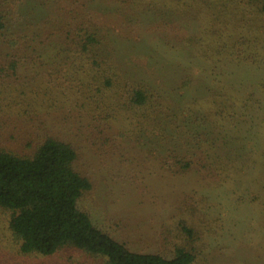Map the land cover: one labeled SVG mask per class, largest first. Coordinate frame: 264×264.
I'll return each mask as SVG.
<instances>
[{
	"label": "rangeland",
	"instance_id": "rangeland-1",
	"mask_svg": "<svg viewBox=\"0 0 264 264\" xmlns=\"http://www.w3.org/2000/svg\"><path fill=\"white\" fill-rule=\"evenodd\" d=\"M74 1L23 0L21 12L29 26L20 29L21 33L30 40L43 36L62 9L78 8L81 2L76 1H84L85 11L91 12L109 44L116 68L150 84L172 106L218 93L222 85L231 93H251L256 110L264 105V89L260 88L264 82V16L250 12L252 0ZM33 32L39 35L34 37ZM237 33L257 43L261 62L236 63L224 57L226 47L212 43L221 37L228 44ZM216 45L221 53L216 52ZM199 52L211 58H201ZM23 63L16 75L0 76L3 134L8 140L12 134L23 137L49 130L74 143L76 167L91 181L78 207L95 227L134 251L168 256L175 245L192 249V264H264V214L260 200L254 198L251 183L259 182L252 166L229 180L195 170L168 173L158 161L163 149L146 134L112 135L101 146H92L94 127L69 105V93L62 95L56 88L62 83L57 76L63 66L61 56L45 46L37 59ZM183 78L189 79V85L176 89ZM234 125L222 132V144L228 147L239 140L240 152L257 149V126L244 121ZM127 128L113 122L109 133ZM9 216L0 208V264H103L102 259L67 247L50 257L20 254L8 229ZM182 225L193 231L191 237Z\"/></svg>",
	"mask_w": 264,
	"mask_h": 264
},
{
	"label": "trees",
	"instance_id": "trees-1",
	"mask_svg": "<svg viewBox=\"0 0 264 264\" xmlns=\"http://www.w3.org/2000/svg\"><path fill=\"white\" fill-rule=\"evenodd\" d=\"M76 2H81L78 8L62 9L46 34L30 40L21 33L29 26H25L27 17L21 12L23 0L0 1V76L16 75L23 62L37 59L45 46L55 49L63 64L57 73L62 83L56 88L62 95L69 93V105L94 127L92 146H101L112 135L119 138L132 133L146 134L158 149H163L158 161L168 173L195 170L229 180L232 176L240 177L252 166L253 173H257L254 179L259 182L251 183L254 198L260 200L264 214V105L256 110L251 93L231 90L232 94L222 85L218 93L184 106H172L150 84L116 68L109 44L97 30L91 12L85 11L84 1ZM250 9L264 16V0H252ZM237 25L247 27L246 23ZM221 40L219 37L212 43L228 49L224 57L246 65L261 62L253 39L237 33L228 44ZM218 49L216 52L221 53ZM200 57L211 58L206 53ZM188 85L189 79L183 78L176 89ZM260 85L264 89V82ZM254 111L257 114L252 118ZM246 116L252 120H244ZM240 121L257 126L260 145L253 152H240L242 146L236 145L239 140L228 147L222 144V132ZM113 122L129 128L110 134ZM8 143H14V147ZM77 152L74 143L49 130L23 137L12 134L7 140L0 125V208L10 214L8 229L20 254L50 257L67 247L102 259L103 264L193 263V250L184 246L175 245L168 256L134 251L95 227L78 207L91 181L76 167ZM181 229L192 236L190 228L182 225Z\"/></svg>",
	"mask_w": 264,
	"mask_h": 264
}]
</instances>
